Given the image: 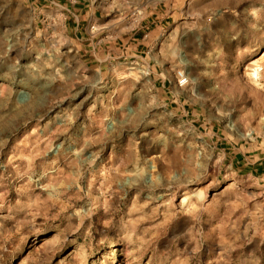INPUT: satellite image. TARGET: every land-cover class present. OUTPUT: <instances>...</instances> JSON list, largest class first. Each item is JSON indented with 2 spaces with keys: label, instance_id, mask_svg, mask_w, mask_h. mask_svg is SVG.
<instances>
[{
  "label": "rangeland",
  "instance_id": "1",
  "mask_svg": "<svg viewBox=\"0 0 264 264\" xmlns=\"http://www.w3.org/2000/svg\"><path fill=\"white\" fill-rule=\"evenodd\" d=\"M0 264H264V0H0Z\"/></svg>",
  "mask_w": 264,
  "mask_h": 264
}]
</instances>
